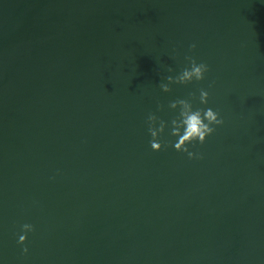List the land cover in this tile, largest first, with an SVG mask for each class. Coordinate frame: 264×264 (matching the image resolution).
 <instances>
[{"label": "water", "instance_id": "1", "mask_svg": "<svg viewBox=\"0 0 264 264\" xmlns=\"http://www.w3.org/2000/svg\"><path fill=\"white\" fill-rule=\"evenodd\" d=\"M191 93L224 123L153 151ZM0 264H264V0H0Z\"/></svg>", "mask_w": 264, "mask_h": 264}, {"label": "clouds", "instance_id": "2", "mask_svg": "<svg viewBox=\"0 0 264 264\" xmlns=\"http://www.w3.org/2000/svg\"><path fill=\"white\" fill-rule=\"evenodd\" d=\"M196 44L190 45V49L194 50ZM185 59L189 61L190 67H186L182 72L173 77H166L167 83H160L159 87L163 92H171L170 85L180 84L187 85L195 81H202L205 79V74L209 71V66L200 62L197 63L196 59L192 56H186ZM172 71L171 68L168 69ZM211 87V85H209ZM199 102L202 105H207L209 100V92L203 88L199 90ZM191 100L189 99H176L169 102L168 107L172 110L179 109L178 114L170 121L169 135L175 137V141H163L161 140L165 129L169 127V122L159 118L154 113H150L147 118L148 132L151 136L150 147L153 151L159 152L166 145L171 144L178 152L187 153L190 159L198 158L197 153L189 150L188 145H192L196 142L204 144L207 137L212 135L216 131V127L224 123L220 117L218 111L212 108H194L192 100L196 99L195 93H191ZM163 105H158L159 110H163ZM23 235H19L18 243L24 245L27 241V233L34 231V227L31 224H23ZM23 253L27 254L28 248H23Z\"/></svg>", "mask_w": 264, "mask_h": 264}]
</instances>
